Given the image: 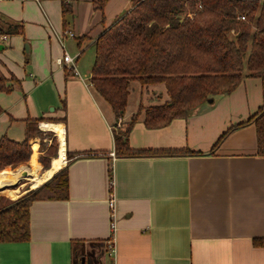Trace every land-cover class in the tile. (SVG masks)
<instances>
[{
	"label": "crops",
	"instance_id": "0c3cea01",
	"mask_svg": "<svg viewBox=\"0 0 264 264\" xmlns=\"http://www.w3.org/2000/svg\"><path fill=\"white\" fill-rule=\"evenodd\" d=\"M24 1H35L40 11L29 20L36 23L32 29L23 31L31 41L24 35L0 40V72L16 81L11 92L0 93V138L23 140L27 119L62 125L65 160L59 170L68 166V197L34 201L28 211L29 240L0 243V264H112L111 236L115 264H264V247L253 245L254 239L264 238V155L257 149L256 127H236L214 148L230 126L247 121L264 106V79L243 78L231 94L214 96L189 117L162 128L146 127L144 121L147 108L169 101L165 83L142 86L131 81L124 116L117 120L90 84L92 66L77 68L79 78L56 64L63 55L61 44L69 54L64 30L74 35L80 55L71 56L77 60L84 50L78 46L81 36L93 35V25L101 24L96 39L115 21L106 23L103 12L102 20L90 16L83 21L97 0L80 8L69 0L72 14L77 9L72 26L81 32L76 35L72 26L63 27L58 0ZM6 16L12 23L21 22V15L15 20ZM7 49L19 55L17 65L1 54ZM24 70L30 71L29 78L17 77ZM132 119L130 148L198 153L116 157L114 135ZM34 141L29 140V147H35L36 168L30 167L33 153L28 166L40 175L45 172L38 161L42 153ZM57 142L59 148L58 136ZM110 198L115 200L114 213Z\"/></svg>",
	"mask_w": 264,
	"mask_h": 264
},
{
	"label": "trees",
	"instance_id": "16d2710c",
	"mask_svg": "<svg viewBox=\"0 0 264 264\" xmlns=\"http://www.w3.org/2000/svg\"><path fill=\"white\" fill-rule=\"evenodd\" d=\"M58 1L62 6L63 27L68 29L65 16L72 14V6L69 0ZM107 2L97 0L92 6L103 12ZM131 4V9L100 33L91 45L95 57L90 84L110 105L117 120L124 116L131 81L142 86L165 83L169 101L147 108L144 121L146 127L162 128L175 119L189 117L214 96L231 94L243 78L264 79V0H131ZM241 16L245 20H241ZM1 19L4 23L0 25V37L23 35L21 23L9 22L2 15ZM85 36L87 34L81 36L79 47ZM14 82L13 76L6 78L0 72V93L11 92ZM133 120L114 135L116 157L198 153L188 149L130 148L127 136ZM41 121L27 119L25 138L20 142L5 135L0 138V172H15L28 163L32 153L29 140L39 133L37 124ZM52 122L64 123V119ZM244 124L256 127L257 149L264 155V106L247 121L230 126L214 148ZM48 125L40 124V128L45 130ZM68 158L71 159L72 154L68 153ZM49 161L40 159L44 171L50 169ZM67 173L68 166L17 200L0 196V243L29 240L31 204L38 199H66ZM109 177L111 179V169ZM253 245L264 247V238L254 239Z\"/></svg>",
	"mask_w": 264,
	"mask_h": 264
},
{
	"label": "rangeland",
	"instance_id": "374dc122",
	"mask_svg": "<svg viewBox=\"0 0 264 264\" xmlns=\"http://www.w3.org/2000/svg\"><path fill=\"white\" fill-rule=\"evenodd\" d=\"M87 1L88 0H75L73 5H77L78 7L80 5H83V4L88 5ZM5 2H7V4ZM41 3L43 4V1ZM36 7H37V5H36L35 1L31 2V1H24V0H1L0 1V15L2 14L3 17L7 18V16H6V13H7L8 17L11 18L12 20H15L17 16L20 17V15H21L22 17L20 19H18L19 21H21L19 23H21L23 25L24 31H25V27H27L30 30V29H32L31 27H33V24H36V23H34V22L32 23L29 20L36 18L38 11H40L39 8H36ZM131 7H132L131 0H108V2L104 6L102 14L107 19V20H105L106 23L110 24L114 21L116 22V20L119 19L120 16H122V15L124 16ZM3 10H5V14L3 13ZM75 11L77 12V9H75ZM75 11L73 12V14H67L65 16V19L69 23L70 26H72L75 19H77V16H76L77 13ZM115 11H116V13H115ZM118 11H119V13H118ZM102 14L99 10H94L93 6H92V8L90 6V11L84 13L83 21H85L86 18L87 17L89 18L90 16H92V17L97 16L98 21L102 20L101 19ZM54 17L57 19L56 13H55ZM72 18H73V20H72ZM79 18H81V16ZM1 23H4V21L2 19L0 20V25H1ZM74 25H75V22H74ZM71 28H72L71 30L76 35L80 34L81 30L79 31L76 28V26H74V27L72 26ZM100 28H101V24L93 25V29H91V31H92L91 33L93 35H95L97 30H99ZM23 35L25 36V38L27 40H30V41L32 40V39H30L29 34L24 33ZM93 35L87 34V36H85V38L81 41V46H84V48H82V49H84L82 52L83 54L81 55V57L79 59L76 60L77 68H80V69L82 68L85 71L88 70L94 62L95 53H94L93 47L91 46L95 40ZM64 43H66L70 55H75V56L80 55V50L78 51L77 48L75 47V38H68L67 37V39L65 40ZM73 45H74V47H73ZM70 46L72 47V50H70L71 49ZM26 49L27 48L24 45L23 50L26 51ZM23 50H22V52H23ZM1 54H4V56L8 60L10 59L14 64H16V65L18 64L19 55L17 54V52L15 50H8L7 49L6 51H4ZM26 55H27V59H29V54L27 53ZM26 69L27 68H25V70ZM24 71H22L20 73L18 72L17 77L18 76L21 77V76L25 75L26 78L27 77L29 78L28 75H29L30 71L29 70H27L25 72ZM209 100H211V99H209ZM49 111H51L50 108H49ZM39 123H41V122H39ZM39 123L37 124V129H38L39 133H37L35 138H32L37 142V145L39 148V149L38 148L37 149L40 150L42 153L40 155L38 161L40 162L41 158H44L45 160H49V159L55 157V159H56L57 154H58V150H59L58 149V142H57L58 133H56L54 130H51L49 128V125L45 128L46 131H42L40 129ZM55 133L57 134V136L55 135ZM32 153H33V156H32L31 161H30V167L33 169V168H36V159H37L36 150H35L34 146L32 147ZM23 169H26L27 171H29L33 176L39 175L36 172L31 171L29 169L28 163H26L25 165H21V167L18 168L15 172H12L10 170H7V171H10L12 173H18ZM0 173H2V172H0ZM44 183L45 182L41 183V182H38V181L36 182L33 180H26L22 176L16 177V178L8 181V186L0 188V193L4 192V193L10 194V195L12 193L16 197L10 198L7 195L6 196L0 195V196L5 197V198L6 197L10 198L11 200H17L20 197H22V195H25L27 192L32 191V190H36L38 188V186H40ZM17 189L21 190L20 193H17V192H19V191H17Z\"/></svg>",
	"mask_w": 264,
	"mask_h": 264
},
{
	"label": "bare ground",
	"instance_id": "6f19581e",
	"mask_svg": "<svg viewBox=\"0 0 264 264\" xmlns=\"http://www.w3.org/2000/svg\"><path fill=\"white\" fill-rule=\"evenodd\" d=\"M49 128L51 130H54L56 133H58V137H59V152L58 155L56 157V159H53L52 162V167L50 170H47L45 172H43L40 175L37 176H33L29 171H27L26 169L21 170L18 173H10V172H2L0 173V188L2 187H6L8 186V181L11 179H14L16 177H20L22 176L23 178H25L26 180H33V181H38V182H46L47 180H49V178H51V176H53V173H55L56 171H58L64 163L65 160V149H64V132H63V126L60 124H51L49 126ZM17 193H20V189H17Z\"/></svg>",
	"mask_w": 264,
	"mask_h": 264
},
{
	"label": "built area",
	"instance_id": "2783aa9c",
	"mask_svg": "<svg viewBox=\"0 0 264 264\" xmlns=\"http://www.w3.org/2000/svg\"><path fill=\"white\" fill-rule=\"evenodd\" d=\"M241 20H245V17L241 16ZM63 36H68L69 38H72L74 37V35L71 33V31H68V30H64V32L62 33ZM61 41L63 40L62 37H60ZM6 39V36L5 35H1L0 37V40H5ZM62 43V42H61ZM61 47H62V57L57 59L56 60V64L60 67H64L65 69H69L74 75L79 76V73H78V69H77V66H76V59L75 57H72L70 54H68L66 51H65V48L63 46V44H61ZM114 206H115V200L114 198H110L109 200V209L110 211H112V213H114ZM112 229L115 230V227H114V224L111 225ZM113 236H111L110 240H109V243H110V246H109V254L110 256L113 258V262L112 264H115L114 263V256H115V242L113 241Z\"/></svg>",
	"mask_w": 264,
	"mask_h": 264
},
{
	"label": "water",
	"instance_id": "95a60500",
	"mask_svg": "<svg viewBox=\"0 0 264 264\" xmlns=\"http://www.w3.org/2000/svg\"><path fill=\"white\" fill-rule=\"evenodd\" d=\"M0 50H2V47L0 46ZM82 264H84V263H82Z\"/></svg>",
	"mask_w": 264,
	"mask_h": 264
}]
</instances>
